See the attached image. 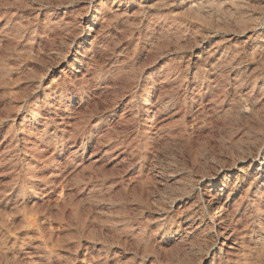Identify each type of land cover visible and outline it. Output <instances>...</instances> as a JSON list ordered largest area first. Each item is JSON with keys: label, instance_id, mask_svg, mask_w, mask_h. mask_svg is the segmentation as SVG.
Instances as JSON below:
<instances>
[{"label": "rangeland", "instance_id": "374dc122", "mask_svg": "<svg viewBox=\"0 0 264 264\" xmlns=\"http://www.w3.org/2000/svg\"><path fill=\"white\" fill-rule=\"evenodd\" d=\"M0 264H264V0H0Z\"/></svg>", "mask_w": 264, "mask_h": 264}]
</instances>
